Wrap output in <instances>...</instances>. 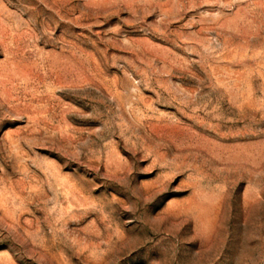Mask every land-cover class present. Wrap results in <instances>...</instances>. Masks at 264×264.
Wrapping results in <instances>:
<instances>
[{"label":"rangeland","instance_id":"1","mask_svg":"<svg viewBox=\"0 0 264 264\" xmlns=\"http://www.w3.org/2000/svg\"><path fill=\"white\" fill-rule=\"evenodd\" d=\"M0 264H264V0H0Z\"/></svg>","mask_w":264,"mask_h":264}]
</instances>
